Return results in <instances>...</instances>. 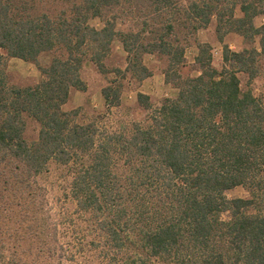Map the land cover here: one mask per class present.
<instances>
[{
  "label": "trees",
  "instance_id": "trees-1",
  "mask_svg": "<svg viewBox=\"0 0 264 264\" xmlns=\"http://www.w3.org/2000/svg\"><path fill=\"white\" fill-rule=\"evenodd\" d=\"M45 1L0 0V264L12 263L16 247L54 240L38 180L50 162L67 167L71 196L92 214L89 225L117 264H264V101L244 90L239 77L257 75L264 25L255 18L264 12L246 2L238 17L235 4L227 6L238 33L262 36V51L225 45L218 69L210 45L200 44L199 75L172 78L167 70L177 95L154 108L139 92L148 120L111 130L76 122L75 111L63 108L73 88L87 90L84 64L90 60L107 73L104 59L118 38L128 65L115 70L117 77L152 75L145 53L184 67L179 30L197 31L213 16L220 24L224 13L214 0H54L64 4L57 12L45 9ZM97 17L101 28L91 24ZM58 48L61 54L39 65L36 84H9L7 57L37 63ZM122 91L118 79L103 88L108 110L121 104ZM27 116L40 125L32 141L25 137ZM239 185L250 198L228 199L226 192ZM135 206L143 213L133 222L128 209Z\"/></svg>",
  "mask_w": 264,
  "mask_h": 264
},
{
  "label": "rangeland",
  "instance_id": "rangeland-1",
  "mask_svg": "<svg viewBox=\"0 0 264 264\" xmlns=\"http://www.w3.org/2000/svg\"><path fill=\"white\" fill-rule=\"evenodd\" d=\"M214 2L218 6V10L222 14L224 13V20L220 24L217 16H213L206 27L197 31L184 28L179 30V36L186 45V66L175 65L171 67L166 56L145 54L146 57L143 56V61L152 71V75L143 80H138L131 71L124 72L125 74H121V77H117L115 72L117 68L126 69L127 52L121 44L120 48L114 45L113 51L104 59L107 73L102 72L90 60L84 64L81 69V76L87 84V90L82 91L73 88L67 103L63 106L64 110L75 111L73 119L79 123L97 121L101 127H107L111 130L124 129L134 121L143 123L149 118L151 111L138 102L139 92L149 96L150 103L154 108L161 105L163 99L177 95L178 89L174 81L169 82L166 79L167 70H170L172 78H175L173 75L175 73H182L184 76L200 74L196 62L200 44L210 45L213 64L218 69H221L223 65L225 45H229L236 51L251 50L252 48L262 51L260 43L262 36L258 35L252 38L238 33L236 26L228 20L227 6L235 4V13L239 17L242 15L240 6L246 2H254L258 9L264 12V0H214ZM62 5L64 4H57L54 0H46L44 4L45 9L54 10V12H57ZM115 12L120 16L118 26L123 27L121 22L126 21L124 12L120 8L116 9ZM91 24L101 28L104 22L97 17L91 20ZM126 24L125 26H127ZM255 24L258 27L264 25V13L255 18ZM218 25L221 27L220 31H217ZM220 35H223L222 40ZM121 50L125 52L121 53ZM61 53L62 49L59 48L44 53L39 57L37 63L17 57H7L5 69L9 84L22 87L36 84L42 77L39 65L48 64L55 54ZM256 57L257 75L251 78L247 73L240 72L239 77L244 90L251 89L255 96L264 101V51ZM116 79L123 83L121 104L108 110L102 89ZM26 122L25 137L29 141L37 139L40 130L39 123L29 116L26 117ZM119 172L125 173L122 169ZM38 180L45 190L44 215L48 216L49 228H54L56 234H52L53 241L43 240L41 243H33V245L31 243V246L28 245L25 248L16 247L13 251L11 250L13 252L10 257L11 264H117L113 258L114 252L109 250V254H106V251L102 249V243L99 241L97 229L89 225V220H93L92 214L79 210L76 201L71 196V175L67 167L57 162H50L48 169L39 175ZM226 196L228 199H234L250 198L251 195L247 187L239 185L228 190ZM133 204L130 203V206ZM128 210L133 222L138 221L143 213L141 212L143 210L136 208V206ZM250 210L253 211V208ZM222 218L229 220L230 211H225ZM164 264L172 263L166 262Z\"/></svg>",
  "mask_w": 264,
  "mask_h": 264
},
{
  "label": "crops",
  "instance_id": "crops-1",
  "mask_svg": "<svg viewBox=\"0 0 264 264\" xmlns=\"http://www.w3.org/2000/svg\"><path fill=\"white\" fill-rule=\"evenodd\" d=\"M98 28V27H97ZM120 44H121V46L124 48V46H123V43L121 42V40H119L118 38L117 39H115L114 41H113V44H112V50H111V52L113 51V49H114V45H115V47H118V48H120ZM125 49V48H124ZM125 51L124 50H121V53H124ZM127 52V51H126ZM145 54H154V53H145ZM144 54V55H145ZM124 55V54H123ZM127 55H128V53H127ZM143 55V56H144ZM144 57H146V56H144ZM14 58H16V57H14ZM105 61V60H104ZM126 61H127V58H126ZM143 63L145 64V65H147L144 61H143ZM125 65H128V62H126V64ZM148 66V65H147ZM127 67V66H126ZM71 93H72V90H71ZM71 93H70V95H71ZM74 95V94H73ZM102 95H103V89H102ZM103 97H104V95H103ZM104 99H105V97H104Z\"/></svg>",
  "mask_w": 264,
  "mask_h": 264
}]
</instances>
